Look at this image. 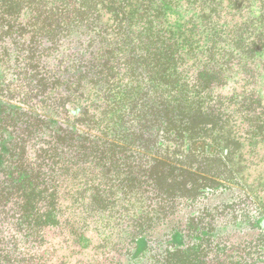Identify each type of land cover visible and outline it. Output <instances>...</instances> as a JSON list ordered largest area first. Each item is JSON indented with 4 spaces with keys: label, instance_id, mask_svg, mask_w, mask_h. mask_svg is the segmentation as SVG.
<instances>
[{
    "label": "trees",
    "instance_id": "16d2710c",
    "mask_svg": "<svg viewBox=\"0 0 264 264\" xmlns=\"http://www.w3.org/2000/svg\"><path fill=\"white\" fill-rule=\"evenodd\" d=\"M254 70L264 0H0V264H264L216 166Z\"/></svg>",
    "mask_w": 264,
    "mask_h": 264
},
{
    "label": "rangeland",
    "instance_id": "374dc122",
    "mask_svg": "<svg viewBox=\"0 0 264 264\" xmlns=\"http://www.w3.org/2000/svg\"><path fill=\"white\" fill-rule=\"evenodd\" d=\"M244 73L239 72L229 79L218 93L219 111L226 121L220 137L224 139L226 133V139L233 141L234 148L229 158L221 157L220 163L216 162L225 180L221 181L220 189L224 191L219 204L235 206L232 210L236 213L246 206L256 214L257 210L264 212V71L254 70L248 77ZM241 189L247 191L250 198L243 195ZM87 253L82 258L78 253L70 256L69 252L55 246L52 257L54 263L60 260L66 264H79V261L87 264L94 252Z\"/></svg>",
    "mask_w": 264,
    "mask_h": 264
},
{
    "label": "water",
    "instance_id": "95a60500",
    "mask_svg": "<svg viewBox=\"0 0 264 264\" xmlns=\"http://www.w3.org/2000/svg\"><path fill=\"white\" fill-rule=\"evenodd\" d=\"M79 111H80V110H78V111H73L72 113L75 115V114L79 113ZM263 226H264V221H263Z\"/></svg>",
    "mask_w": 264,
    "mask_h": 264
}]
</instances>
